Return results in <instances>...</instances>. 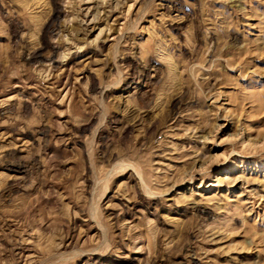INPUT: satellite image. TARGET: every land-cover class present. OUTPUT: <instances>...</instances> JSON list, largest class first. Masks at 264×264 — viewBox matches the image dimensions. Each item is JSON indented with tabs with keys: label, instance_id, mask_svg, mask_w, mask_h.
Masks as SVG:
<instances>
[{
	"label": "rangeland",
	"instance_id": "1",
	"mask_svg": "<svg viewBox=\"0 0 264 264\" xmlns=\"http://www.w3.org/2000/svg\"><path fill=\"white\" fill-rule=\"evenodd\" d=\"M0 264H264V0H0Z\"/></svg>",
	"mask_w": 264,
	"mask_h": 264
}]
</instances>
